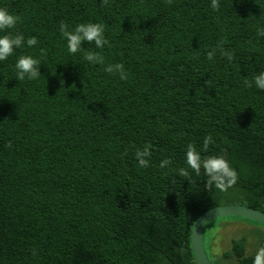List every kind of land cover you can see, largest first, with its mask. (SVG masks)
Segmentation results:
<instances>
[{
  "label": "trees",
  "instance_id": "trees-1",
  "mask_svg": "<svg viewBox=\"0 0 264 264\" xmlns=\"http://www.w3.org/2000/svg\"><path fill=\"white\" fill-rule=\"evenodd\" d=\"M218 3L0 0L20 17L8 33L25 37L0 61V264H196L190 231L202 213L264 212V90L244 84L264 72V0ZM61 21L100 23L108 44L72 54ZM89 51L105 63L86 61ZM21 55L40 60L37 79H16ZM115 63L127 80L104 71ZM188 144L225 156L236 183L209 189L186 164ZM247 246L232 238L216 264H253Z\"/></svg>",
  "mask_w": 264,
  "mask_h": 264
},
{
  "label": "clouds",
  "instance_id": "clouds-1",
  "mask_svg": "<svg viewBox=\"0 0 264 264\" xmlns=\"http://www.w3.org/2000/svg\"><path fill=\"white\" fill-rule=\"evenodd\" d=\"M109 0H103V4L107 5ZM173 0H167V3L171 5ZM211 6L213 9L219 8L218 0H211ZM20 17L11 14L6 8L0 7V32L6 34L0 36V61L6 60L9 56L13 55L15 49L22 48L25 45V37L22 33H15L14 35L8 33L7 30L14 29L17 25ZM59 31L67 41L68 51L75 54L82 50V45L86 41L89 44H94L97 49H103L108 41L104 37V25L100 23H79L75 26L74 30H70L68 25L61 21ZM257 34L264 36V27L257 29ZM38 40L35 36L30 37L26 40V44L29 47L35 46ZM45 53L44 49H41V55ZM221 55H229L223 52L221 49ZM214 52L207 54L208 59L211 60ZM84 59L91 64L105 63L104 57L99 52H87ZM232 56L229 55V60ZM40 60L34 59L29 55H21L15 64L16 68V79L29 80L37 79L41 73L38 65ZM104 71L110 74H118L121 80L128 79V72L125 70L123 63L108 64ZM244 84L246 87H252L253 84L256 88L264 90V72H260L255 75L252 80H245ZM212 137L207 136L203 141V151L208 150L209 144H211ZM6 147L11 148V142ZM151 144H145L143 148L135 149V158L139 163L140 167H148V157L151 156ZM126 154V153H125ZM171 161L165 159L161 162L160 167L164 168L165 165H170ZM186 164L196 175H200L201 169L207 177V187L211 189L215 188L226 191L232 187L237 181V173L231 168L228 160L223 155L218 156H201V152L197 150L194 144L187 145L186 151ZM179 175L190 179V173L185 168L179 169ZM253 264H264V246L256 249L253 259Z\"/></svg>",
  "mask_w": 264,
  "mask_h": 264
},
{
  "label": "rangeland",
  "instance_id": "rangeland-1",
  "mask_svg": "<svg viewBox=\"0 0 264 264\" xmlns=\"http://www.w3.org/2000/svg\"><path fill=\"white\" fill-rule=\"evenodd\" d=\"M241 237L247 240L248 253L254 252L257 243L264 241V226L238 220L232 216L206 223L203 228V243L209 261L216 264V256L229 249L231 239Z\"/></svg>",
  "mask_w": 264,
  "mask_h": 264
},
{
  "label": "water",
  "instance_id": "water-1",
  "mask_svg": "<svg viewBox=\"0 0 264 264\" xmlns=\"http://www.w3.org/2000/svg\"><path fill=\"white\" fill-rule=\"evenodd\" d=\"M236 216V218L250 219L264 226V212L247 206L230 204L219 207H213L202 213L190 231V243L192 254L196 264H211L206 253L203 243V232L205 224L211 220Z\"/></svg>",
  "mask_w": 264,
  "mask_h": 264
}]
</instances>
